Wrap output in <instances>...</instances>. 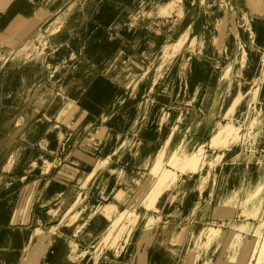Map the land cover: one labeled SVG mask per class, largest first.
<instances>
[{"label": "rangeland", "instance_id": "rangeland-1", "mask_svg": "<svg viewBox=\"0 0 264 264\" xmlns=\"http://www.w3.org/2000/svg\"><path fill=\"white\" fill-rule=\"evenodd\" d=\"M129 1L122 0L124 8L132 7ZM189 1L184 21L171 31L143 18L154 29L147 33L142 26L104 23L106 7L94 8L84 24L71 20L64 25L47 18L19 20L18 8L0 9V74L14 91L0 114V226L5 229L0 242L10 238L13 243L19 235L23 243L16 250H34L42 264L54 241L59 243L57 264L68 261L67 252L76 264H100L107 254V264H264V14L252 12L247 0ZM56 3L66 8L68 0ZM225 8L233 42L214 50L216 23ZM34 28H60L56 35L79 28L76 49L89 46L87 54L100 63L87 62L79 53L45 92L50 70L43 59H32L49 47L41 43L40 30L33 35ZM24 29L32 34L29 42L38 40V48L17 45L26 38L20 34ZM107 31L114 40L107 39ZM152 40L159 48L149 61L145 53L153 49ZM130 50L138 67H121L117 57ZM85 63L94 69L87 81L78 75ZM62 87L85 116L63 126L66 141L56 169L45 180L36 174L5 190L9 177L26 176L32 150H39L55 122L48 114ZM115 119L122 126L116 127ZM146 128L151 135L144 134ZM155 132L163 138L156 140ZM17 151L18 169L11 173L5 166ZM75 151L87 160L71 161ZM49 163L55 166L54 159ZM172 204L183 213L167 216ZM26 211L28 226L23 224ZM93 225L100 226L99 237L90 241L83 259L79 243ZM167 246H176L177 258ZM0 264H5L1 255Z\"/></svg>", "mask_w": 264, "mask_h": 264}, {"label": "crops", "instance_id": "crops-1", "mask_svg": "<svg viewBox=\"0 0 264 264\" xmlns=\"http://www.w3.org/2000/svg\"><path fill=\"white\" fill-rule=\"evenodd\" d=\"M53 1L54 0H20L18 3H16V5H14L13 2H11V0H5L4 3H0V9L4 10L2 13H8L11 10H13L14 8H18V11H16V12L20 13V15L17 17L19 20H21V19H23V20L24 19H27V20H40L42 18H47V19L57 20V21L60 20L61 23L64 20H67V21L81 20V21H83L82 23L84 24L85 16L89 15L94 8L96 9L97 4H99L101 1H106V0H68V4H66L67 5L66 8H63L64 7L63 5H61V4L59 5V3H56L57 0H55L54 3H53ZM118 1H119L118 4H116L115 2L107 1L109 3V5L107 6L108 13H107L106 16L102 17L103 18L102 20H104V23H105V21H107L109 19V20H112V23L115 24V26L117 27L116 23H117V21H119L121 19L122 15L124 13H129L130 12L132 14H137L136 5L138 4L139 0H130L127 3V4H131L132 5V7L130 9L129 8H127V9L124 8L125 5L123 6L122 0H118ZM197 1L198 0H196L194 3H197ZM212 1H214V0H212ZM212 1L209 2V5L213 4ZM136 2H137V4H136ZM189 2L191 3L192 0H190ZM214 2H216V1H214ZM226 4H228V3H226ZM31 7L33 8V11L28 10ZM227 9L229 10V8H227ZM43 14H46L47 16L46 15L43 16ZM143 18H145V19L148 18V19L151 20L150 17L145 16V15L141 16V19H143ZM61 23L60 24L58 23V24L61 25ZM62 25H64V24L62 23ZM59 29L60 28H48V29L47 28H45V29L34 28L33 29L34 33L40 30L41 34H43L45 36V38L42 39L41 43L43 44V41H44V43L47 42V46L49 47L48 51L45 53L46 56L42 54V55H40V57L38 59H32L35 62L39 61L40 59L41 60L43 59L42 64L46 65L48 67V69H50L49 73L51 75L49 74L50 76H48V85L45 88V92L49 90V83L51 81H54V80L58 79L56 77L58 73L64 72V71H65L64 73H66L67 70L69 69V67L72 66L71 63H74V60H76V62H77V60H78V58L80 56L79 53H81L82 55L84 53L86 54V56H87V60L86 61L87 62H90V60H91L96 65H98L100 63V59L99 58H90L89 55L87 54V52L90 51V47L89 46L85 47L81 51L76 49V47H77L76 45H75L74 48L71 46L70 39L75 37L74 40L76 42L79 39V35H78L79 34V28L68 29L66 34H61L60 36L55 34L56 31L59 30ZM95 32H96L95 34H98L97 30ZM37 33H35L33 35H36ZM106 33L108 34L107 38H109V36H112V38L115 39V36L112 35L110 32L107 31ZM20 34H21V36H24L26 38H24V39L21 38V40L17 41V45L19 43H20L19 45H21V43L23 45H27V44H31L32 43L33 47H37V48L39 47V43H38L37 39H33V42H29L30 39H27L30 35H32L31 33L28 32V30H25L24 33L22 31ZM20 34H18V35H20ZM63 39L65 41L64 45L66 46V49L69 48V50L71 52L73 51V53L75 54V58L72 59V56L67 54L66 57H65L66 60L64 62H61L60 64H57L55 61L49 59V53L51 51L57 49L59 46H61L62 44H60V42H58V41H61ZM114 39H112V40H114ZM114 45L115 44H113V46ZM106 49H108V48H106ZM29 50H30V48H29ZM130 51H131L130 53L122 52L123 53V59L122 60H121V58H122L121 54L122 53H120L119 57H117V59L118 60L120 59V60L118 61L116 59V61L121 64V67L124 66L125 64H131V63H133V65L138 66L134 62V60H133L134 58H132L133 57L132 53H134V52H132V50H130ZM76 54H77V56H76ZM76 62H75V64L73 66L76 65ZM86 64H84V66L88 67L91 70L90 71L88 70L86 73L82 72V74H81L82 76L80 75V72L78 74L79 77H83L84 78V81L89 80V78L92 77L93 72H94V69L90 67L89 63H86ZM84 66L82 65L80 68L84 69L85 68ZM81 69H80V71H81ZM89 73H91V74H89ZM131 81L133 82L132 78H131V80H128V82H129V83H127L128 87H129V85L132 84ZM115 85H116L117 89L120 88L119 84H115ZM62 90H63L62 93H60L59 96L55 98L56 101L54 99L53 103L50 105V107L54 108L53 109L54 111L53 112L51 111L48 114L50 117L52 115L53 116L55 115V122L52 125H49L46 134L43 136V138H42V140L40 142L39 150H37V151L32 150V152H31L32 154L29 156L27 164H26V168H25L26 176H21V177H16V178L9 177V179L7 180L6 185H5V190L11 191V190L17 188L18 186H20L21 184H26L28 181L31 180L32 176H34L36 174L38 175L39 178L44 179V177L51 175L52 172L56 169V167H57V165L59 163L58 153L60 152V150H62V147L65 145V141H66V132H65V129H64L63 126L65 124L69 125V124L73 123L75 125L76 123H80V121L85 116V111L83 112V110H81L79 108L78 103H77L78 100L71 95L70 90L63 89V87H62ZM13 95H14V91L8 86L6 75L2 76L0 74V114L2 113L4 108L8 105V103L12 101ZM57 101H59V102H57ZM127 111H128V113H126V115L129 116L131 112H130V110H127ZM117 120L120 122V125H116V121ZM113 122H114L116 127L122 126L121 125L122 121L120 119H115ZM60 131L64 132V137L61 140V142L58 144V137H59V132ZM116 133H118V131L115 130L114 131V135ZM49 138L54 140V144H52L51 147H54V146H56V144H58L57 145L58 146V151L53 155V159L55 160V166L52 167L51 171L49 173H46V174H43L40 169H37V170H35L32 173L27 172L28 165H29L30 161L33 159V157L36 155V153H38V152L49 153V149H47V148H45L43 146V143H45V141L47 139H49ZM145 139H147V138H145ZM20 154H21V151H17L15 153H13L12 155H10L9 159H8V163L5 166V169H7L9 172L11 171V173L16 172L17 169H18L17 164H18L19 159H20ZM86 160H87V157H85L79 151H75L74 155L71 158V161H77L78 163L82 162V161H86ZM71 170H73V169H71ZM23 178H26L25 182L20 181ZM8 181H9V183H8ZM37 184H38V181L34 183V186H36ZM27 187H28V185L25 188H27ZM28 214H29V211H26L25 212V219L23 221V224L27 225V226L29 225V222L26 223V218L28 217ZM84 217H85V215L83 214L82 218L84 219ZM83 219H81V220H83ZM0 221H1V218H0ZM15 223H16V221H15V219H13V224H15ZM66 231H67V229H66ZM19 232H21V230H18V233ZM68 232H69V229H68ZM4 235H5V229H4L3 226H0V238L1 237L4 238L3 237ZM73 237H74V235L72 237L70 236L69 238H72L71 242L75 243L76 240H73L74 239ZM98 237H99V233L97 235H95V236H89V235H87V230H85L84 236H83V241H82L83 243L82 242L79 243V244H81V250H82V255H83L82 258L83 259H87V257H88V253L87 252L89 251V245L88 244L90 243V241L93 240V239L96 240V239H98ZM8 240H10V238H7L4 241L0 242V251H1L0 255L3 257V260L5 261V264H6V260H7V264L10 263L9 262L10 260H13V264H16L18 258L20 257V254L22 256L20 258V261H19L20 263L19 264H42V260H41L42 257H37V254L34 252V250H32V249H30V250L28 249L27 250L26 249V251H24L23 254H22V252L16 250V249H19L21 247L22 243H23L21 241V237L19 235H17V237H15V239H13V243H10L11 245L9 244ZM88 241H89V243H87ZM76 244H78V243H76ZM55 246H57V250H55L53 252L54 257L50 260L49 259V254L51 253V251L53 250V247H55ZM30 248H32V247H30ZM8 249L14 250L13 251L14 253L13 254H9L6 251ZM33 249H34V247H33ZM48 250L49 251L46 252L47 255H46V258H45L47 260L46 264H57L56 260L58 258L59 244H56V241H54L53 245H51L50 248H48ZM69 254H70L69 252L66 253V255H67L66 259L70 263L67 261L65 264H76L75 261H71L70 260V255ZM109 259H110L109 255L108 254L105 255V257L103 258V262L102 263L103 264H105V263L107 264Z\"/></svg>", "mask_w": 264, "mask_h": 264}, {"label": "bare ground", "instance_id": "bare-ground-1", "mask_svg": "<svg viewBox=\"0 0 264 264\" xmlns=\"http://www.w3.org/2000/svg\"><path fill=\"white\" fill-rule=\"evenodd\" d=\"M196 0H192V3H194ZM248 4L252 10V12L257 13V14H264V0H247ZM214 2V1H212ZM186 0H139L138 4L136 2V11L137 14H132V13H124L119 21H117V27L121 28L123 25H128L130 28H141V26L146 30L145 32L147 33L149 30H154L152 29V25H146L143 23V20L141 19V15H145L151 18V20L154 23H158L161 26H166L168 31H171L177 24L180 23V21H184L185 15H186V6H185ZM109 3L107 1H101L99 4L96 6V11L99 12L103 8H107ZM228 5V4H227ZM228 7V6H227ZM127 12V11H126ZM121 15V14H120ZM229 16V10L227 8L224 9L223 14L219 16L218 21L216 23L215 27V35L212 39V46L214 50H221L223 48V45L225 42L232 43L233 39L230 37L231 33L227 32V19ZM119 18V17H118ZM59 21V20H58ZM107 23H111L112 20H107ZM63 24L67 23V20L62 21ZM241 25V24H240ZM101 29H97V33L100 32ZM141 32V31H140ZM143 32L142 36L146 34ZM157 33L160 34L158 30H156ZM202 34L203 31H202ZM209 35V34H208ZM60 36V35H59ZM213 36V35H212ZM140 37V35H139ZM138 37V38H139ZM53 38V37H52ZM210 38V37H209ZM65 39V38H64ZM64 39L60 42L62 44L59 46L57 49L51 51L49 53V59L55 61L57 64H60L61 62H64L66 59V55L72 56V59L75 58V54L73 51L71 52L69 48L66 49V46L64 45ZM75 37L70 39V44L74 48L76 41L74 40ZM109 41H112V36H109L107 38ZM211 39V38H210ZM51 41V40H50ZM210 41V40H209ZM204 39L201 41V47H204ZM150 43L153 45L152 50H148L145 53L146 59L151 61L154 57V54L158 51V46L157 44L152 40ZM161 49V48H160ZM72 50V49H71ZM131 52V51H130ZM122 53V52H121ZM121 60L123 59V53L121 54ZM133 58V57H132ZM118 60V59H117ZM120 60V59H119ZM118 60V61H119ZM125 60V59H124ZM50 63V62H49ZM86 64V63H85ZM87 65V64H86ZM84 66V65H83ZM85 67V68H84ZM84 69H81L80 75L82 72H87L88 70L90 71L88 67L84 66ZM138 67V66H137ZM50 70V69H49ZM65 72V71H64ZM135 71L133 70V74ZM50 74V73H49ZM53 74V73H52ZM91 74V73H89ZM51 75V74H50ZM49 75V76H50ZM82 76V75H81ZM131 76V75H130ZM133 76V75H132ZM90 79V78H89ZM130 80V79H129ZM128 82V81H127ZM130 82V81H129ZM128 82V83H129ZM132 82V81H131ZM197 91H200L201 85H197ZM168 94V93H167ZM61 96V95H60ZM55 99V98H54ZM53 99V100H54ZM67 99V98H66ZM65 100V99H64ZM56 101V99H55ZM59 102V101H57ZM66 102V101H65ZM61 103V102H60ZM58 104V103H57ZM51 112V111H50ZM255 114V113H254ZM52 115V114H51ZM68 117V116H67ZM262 117V116H261ZM164 119H162L163 121ZM264 121V120H263ZM262 122V121H261ZM118 124V121L117 123ZM162 127H164V121L160 123ZM145 131V130H144ZM149 131V128H146V131L144 134H146ZM161 132V131H160ZM64 133V132H63ZM151 131H149V135H151ZM162 133V132H161ZM159 132H155V139L159 141L160 138H163L162 134ZM64 134H62V131L59 132V137H58V144L61 142L63 139ZM120 137L119 134H115V138L118 139ZM54 144V140L49 138L43 143V146L47 149H49V153L45 152H38L36 155L33 157V159L30 161L27 172L32 173L37 169H40L43 174L49 173V171L52 168L51 163H49V159H53V155L58 151V144L56 146L51 147V145ZM11 172V171H10ZM20 181L25 182L26 178L21 179ZM9 183V181H8ZM10 185V184H9ZM12 185V184H11ZM170 207V208H169ZM167 210L165 211L167 216H170L171 214H179L181 215L183 213L182 209L180 206L177 205H170ZM168 223H166V226L163 227L162 233L166 232L168 228ZM64 230V229H63ZM71 230V229H70ZM100 231V226L98 225H93L89 230H87V235L89 236H95L99 233ZM68 232V230H67ZM51 238V237H50ZM74 238V237H73ZM90 241V240H89ZM89 241L87 243H89ZM83 243V242H82ZM57 244V243H56ZM59 244V243H58ZM53 245V243H52ZM55 245V244H54ZM168 247V246H167ZM50 248V247H49ZM52 248V247H51ZM69 248V247H68ZM173 255L174 258H177L179 255V250L176 248V246H169L168 247ZM70 249V248H69ZM57 250V246L53 247V250L49 254V259L51 260L54 255L53 252ZM49 251V250H48ZM77 253V251H76ZM78 254V253H77ZM47 255V254H46ZM68 255V254H67ZM66 255V256H67ZM70 255V254H69ZM75 255V254H74ZM73 256V255H72ZM76 256V255H75ZM71 257V256H70ZM3 258V257H2ZM73 260V259H72ZM71 260V261H72ZM70 263V262H69ZM74 263V262H73ZM103 264V263H101ZM106 264V263H105Z\"/></svg>", "mask_w": 264, "mask_h": 264}]
</instances>
